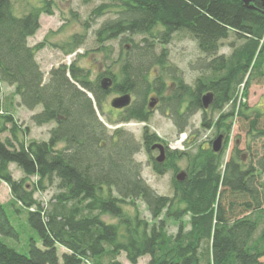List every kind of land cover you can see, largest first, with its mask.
Segmentation results:
<instances>
[{
    "label": "trees",
    "instance_id": "trees-1",
    "mask_svg": "<svg viewBox=\"0 0 264 264\" xmlns=\"http://www.w3.org/2000/svg\"><path fill=\"white\" fill-rule=\"evenodd\" d=\"M103 1L92 10V21L106 13L115 16L94 31V50L104 54V65L118 63V70L102 66L93 77L75 59L52 68L45 80L36 60L45 44L29 46L28 39L38 32L41 14L53 13L51 1L17 16L12 0H0V84L13 88L20 107L40 106L30 117L34 125H52L46 141L28 139L10 104L0 102V134H9L0 140V182L10 193L8 203L0 202V235L18 238L5 209L12 205L26 213L42 243L41 249L30 239L23 254L0 239V264H121V252L129 264L143 257L146 264H262L264 126L262 113L250 109L246 98L252 80L264 76V0L249 6L240 0ZM180 33L200 54L197 66H191L199 71L191 85L168 59L166 46ZM84 39L74 34L51 45L69 55ZM228 40L231 52L219 53ZM113 42L116 61L111 60ZM209 93L205 109L202 97ZM110 94L130 97L121 109L111 106L117 113L112 123L144 124L139 139L119 127L110 132L98 117ZM151 98L171 119L176 135L187 132L199 113V129L192 134L213 130L223 138L221 150L215 153L213 141L203 147L196 138L193 150L168 149L146 125ZM235 120L251 141L248 163L237 143L223 162ZM154 142L165 145L162 163L152 156ZM141 152L156 175L172 174L171 196L159 195L142 178L135 159ZM182 161L185 177L178 182ZM12 164L21 172L17 180ZM52 188L45 204L36 199ZM105 216L116 222L106 223ZM57 246L65 250L61 263Z\"/></svg>",
    "mask_w": 264,
    "mask_h": 264
},
{
    "label": "rangeland",
    "instance_id": "rangeland-1",
    "mask_svg": "<svg viewBox=\"0 0 264 264\" xmlns=\"http://www.w3.org/2000/svg\"><path fill=\"white\" fill-rule=\"evenodd\" d=\"M12 1L14 4L15 15L21 16L27 13L31 7H36L39 5L38 2L42 0ZM50 1L52 3L53 13L50 15L41 14L39 19L40 28L38 32L32 38L28 39L29 46H35L40 43L45 44L44 47L36 53V60L39 63L42 72L44 73L45 80H47L48 73L52 68H57L60 65H70L75 59L77 60L76 62L80 67L92 70L93 77L96 73L103 72L104 70L102 66H108L109 63L104 65V54L94 50L97 49L94 39V31L104 20L112 19L115 15L112 13H106L102 17L95 18L94 21H92V10L103 3V0ZM74 15L75 17H73ZM86 21L89 23V27L84 26ZM74 34H83L85 39L84 44L72 54L66 55L59 48L51 45L67 42L68 39ZM230 41L231 40L223 42L219 53L228 55L231 52V48L229 47ZM109 45V47H112L113 50L111 60L116 61V57L118 55L117 43L113 42ZM166 49L169 54L168 59L170 63L174 67H177L178 72L181 74L184 82L191 85L199 75V71L191 67L193 65L197 66L196 60L197 57L200 56L195 42L184 33L175 34L171 43L166 46ZM109 66L114 72L118 70V63ZM12 92V87L10 88L0 84V102L3 104H10V109L14 111L15 119L18 121L19 126L28 129V139L46 141L48 139V131L52 125L47 124L38 127L34 125L30 119L33 114L40 111V106L33 111L22 108L18 104L19 99L17 97H13ZM117 97L118 95L110 94L106 98L103 104L102 112L101 110L98 111V117L106 125L110 132L113 131V129L119 127L132 133L136 139H139L144 124L137 122L121 124L112 123L117 120V113L111 108V103ZM246 103L250 109L262 113V124L264 126V76L254 78L252 80L248 88ZM152 110V115L146 125L165 142L168 149L178 151H185L187 149L193 150V141H195V138L198 142L202 143L203 147H208L209 142L213 141L217 137L213 130L199 132L198 135L192 134L193 131L199 129V113L195 114L191 118L190 126L187 132L183 133V138H181V135H176L174 125L167 115L162 114L158 108L154 107ZM239 126V121L235 120L231 127L228 147L225 151L223 162L228 161L236 143L238 149L241 150V154L243 155V161L248 163L251 158V154L246 148L248 142H250L251 145V141H249L243 131H240ZM8 136V133L0 134V140H4ZM186 144H190V147H187ZM135 159L142 165V178L147 182V184L150 185V187L153 188L159 195L171 196L172 174L167 172L163 176L156 175L153 172L149 163V159L144 152L137 154ZM185 164L186 163L184 161L179 164L180 172L184 170ZM9 169L12 172L14 179L17 180L21 176V172L14 164L10 165ZM53 192L54 190L52 188L45 193H37L35 197L37 200L45 204L50 199ZM0 198L2 202H8L10 198V193L8 190L3 192ZM136 204L142 216L146 219H149V215L145 206L141 202H137ZM5 209L10 223L18 232V238L10 239L0 235V239L10 247L16 249L19 253L23 254L27 253V246L30 239H33L36 242V246L42 249V243L38 234L28 225L26 213L22 211L19 213L16 212L12 205H6ZM125 210L128 214L131 212L128 206H125ZM103 219L106 223L116 222V220L110 216H105ZM174 230V227L170 228L171 232H174ZM64 252L65 250L62 247L57 246V254L60 263L62 262L61 257L62 253ZM117 259L121 264H129L125 254L122 252L119 254ZM147 261L148 257H143L138 260L137 264H146ZM260 261L262 264H264V257Z\"/></svg>",
    "mask_w": 264,
    "mask_h": 264
},
{
    "label": "water",
    "instance_id": "water-1",
    "mask_svg": "<svg viewBox=\"0 0 264 264\" xmlns=\"http://www.w3.org/2000/svg\"><path fill=\"white\" fill-rule=\"evenodd\" d=\"M242 1L245 6H249V4L251 3L252 0H240ZM211 100H212V95L209 93V94H205L203 97H202V104H203V107L205 109H207L211 103ZM130 102V97L125 95V96H121V97H117L115 98L112 103H111V106L115 109H121L123 107H125L128 103ZM156 102L154 101V98H151L150 99V102H149V108L152 109L154 108ZM222 136L219 135L217 136L213 142H212V150L213 152L215 153H218L221 149V144H222ZM151 150H155V149H158V155L157 157L155 158V161L158 162V163H162L165 159V152H164V147L163 145L161 144H154L150 147ZM185 177V173L184 172H180L176 175L175 179L178 181V182H182L183 179Z\"/></svg>",
    "mask_w": 264,
    "mask_h": 264
},
{
    "label": "crops",
    "instance_id": "crops-1",
    "mask_svg": "<svg viewBox=\"0 0 264 264\" xmlns=\"http://www.w3.org/2000/svg\"><path fill=\"white\" fill-rule=\"evenodd\" d=\"M13 113H14V111H13ZM15 114V113H14ZM6 188V189H5ZM6 190H8V192H9V189L7 188V186L4 184V183H0V197H1V195H2V193L3 192H5ZM10 201V198H9V200H8V202ZM0 202L2 203V204H6V203H8V202H6V203H4V202H2L1 201V198H0Z\"/></svg>",
    "mask_w": 264,
    "mask_h": 264
},
{
    "label": "flooded vegetation",
    "instance_id": "flooded-vegetation-1",
    "mask_svg": "<svg viewBox=\"0 0 264 264\" xmlns=\"http://www.w3.org/2000/svg\"><path fill=\"white\" fill-rule=\"evenodd\" d=\"M119 96V95H118ZM154 101H156V100H154ZM150 110H152V109H150ZM162 144L163 146H164V149H165V145L163 144V143H161V142H154L153 143V145L154 144ZM158 149H155V150H151V153H152V156H153V158L155 159V157L157 156V154H158ZM183 172L185 173V170H183ZM127 206L129 207V202H128V204H127ZM128 223H129V221H128Z\"/></svg>",
    "mask_w": 264,
    "mask_h": 264
},
{
    "label": "bare ground",
    "instance_id": "bare-ground-1",
    "mask_svg": "<svg viewBox=\"0 0 264 264\" xmlns=\"http://www.w3.org/2000/svg\"><path fill=\"white\" fill-rule=\"evenodd\" d=\"M159 144V143H158Z\"/></svg>",
    "mask_w": 264,
    "mask_h": 264
}]
</instances>
